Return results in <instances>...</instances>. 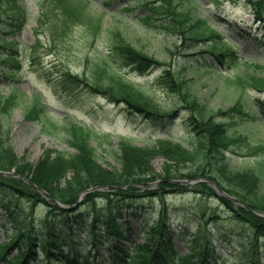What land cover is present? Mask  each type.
I'll use <instances>...</instances> for the list:
<instances>
[{
  "label": "trees",
  "instance_id": "1",
  "mask_svg": "<svg viewBox=\"0 0 264 264\" xmlns=\"http://www.w3.org/2000/svg\"><path fill=\"white\" fill-rule=\"evenodd\" d=\"M14 1L12 4H16ZM180 1L182 0L158 1L150 7V15H146L141 21L145 25H150L153 21L159 22L157 28L182 37L185 42H204L208 47L203 53L213 56L221 66L233 67L236 57L232 49L223 42L220 33L206 20L193 16L191 8L183 10ZM246 1L255 20L264 23V0ZM11 6L0 0V19ZM16 6L18 8L17 4ZM56 7L63 11L67 22L83 28L87 41H106L110 55L98 56L88 75L75 73L70 65H55V69H49L48 73L57 87L70 94L83 91L88 95L98 96L109 104L123 108L130 115L140 114L150 122L164 125L177 119L178 110L168 112L162 109L144 90L147 83H144L146 87L133 84L125 72L113 71L111 64L116 62L125 70L140 76L150 75L160 69L161 73L155 78L156 83L169 93L179 94L185 103L184 109L190 111L185 122L190 141L188 146L171 138L156 139L148 146L123 142L117 153L119 167L106 168L99 161L97 149L92 144L95 131L82 122H73L69 117L63 119L65 126H52L51 113L47 114L45 110L39 109L40 96L34 93L27 118L39 122L49 132L53 128L61 129L68 135V143L74 151L64 153L47 148L38 162L31 163L17 156L9 131L5 132L1 127L0 170L15 171L48 195H42L21 178L0 175V209L9 218L12 227L11 231H5L10 242L0 245V264H27V258H35L38 250H42L49 261L54 258L56 261H52L53 264H104L97 261L100 255L97 246H105L107 242H110L107 248L112 256L109 261L111 264H262L264 218L254 215L226 197H220L207 183L185 185L171 181L197 178L212 180L224 191L241 199L252 210L264 213V158L257 161L256 167L240 171L233 168L228 157V152L243 137L238 128L240 121L244 118L256 120L257 114L264 118V100L258 98L250 102L244 101L248 90L264 93V77L235 71V76L225 79V83L238 91L239 98L226 111L210 110L193 91V80L186 75V68L175 72L170 62L160 61L136 48L123 31L106 29L102 19L92 14L85 0H56ZM10 19L7 25L0 23V50L3 52L0 59H4L8 67L6 71L0 64V82L4 78L13 83L22 72L21 57L15 47L16 43L6 41L5 36L17 31L22 24L17 25L16 19ZM32 49H36V45L30 47L31 51ZM86 60L87 63L90 62V58ZM219 75L223 76L221 73ZM1 104L2 112L9 113L13 104L11 96L4 102L1 99ZM247 104L253 110V104L256 106L254 115L247 111ZM47 124L52 129H48ZM157 159L164 161L161 171L153 166ZM156 182L159 183L153 187L151 184ZM93 188L96 190L86 193ZM189 191L204 200L215 198L226 208L230 220L245 230L240 235L237 231L245 246L243 254L237 259H228L215 253L210 225L220 219L216 211H207L203 205L196 211L198 230L189 236V253L182 254L176 246L175 237L179 236L172 229V211L169 205L163 203L153 212L144 204L146 200L164 201L169 195ZM49 198L74 207L62 209ZM22 203H26V207ZM41 205L45 206L48 216L42 221L30 219L33 210ZM83 209L93 215L92 223L87 226V235L95 248L92 257L90 253L83 254L72 249L65 251L62 234L57 232L53 220L55 216H65L63 222L69 230L68 237H71L75 235L73 226L83 224L80 217L82 213H79ZM27 210L29 211L26 212ZM124 211L136 214V218H144L139 222L137 230L146 241L143 244L131 241L130 251L123 248L121 243L132 240L131 234H134L135 228L129 221L123 220ZM186 221L192 220L188 217ZM97 223L101 225L97 226ZM203 226L205 228L202 230ZM217 232L221 238L232 241L233 233ZM19 244L26 245L27 258H24V253L19 259L6 261L12 245Z\"/></svg>",
  "mask_w": 264,
  "mask_h": 264
},
{
  "label": "rangeland",
  "instance_id": "2",
  "mask_svg": "<svg viewBox=\"0 0 264 264\" xmlns=\"http://www.w3.org/2000/svg\"><path fill=\"white\" fill-rule=\"evenodd\" d=\"M85 1L89 3V9L96 18L102 17V23L106 29L123 31L136 48L160 61L170 62L175 72L186 68V75L193 80V91L210 110L226 111L239 98L238 91L225 83V73H231L233 77L237 70L241 73L248 72L247 65L253 66L252 68L258 65L262 69H256L254 74L264 77V35L259 30L263 24L261 23L260 27L259 24H255L254 16L246 0L180 1L183 10L191 8L193 16L206 20L209 25L221 33L223 42L237 55L238 60L233 67L221 66L213 56L203 53L208 47L204 42H185L182 37L171 35L157 28L159 22L156 21L145 25L141 18L150 14V9L146 4L151 0ZM18 5L22 6L24 11H15V15H18L15 23L22 24V26L14 33L7 34L5 40L18 44V55L22 63L20 81L14 86H10L7 81L0 84V100L4 102L11 96L13 102L9 113L2 112V104L0 105V129L2 127L3 131H9L18 157L36 163L47 148L64 153L73 152L74 149L68 143V135L61 129L51 128V125L56 124L60 125L59 128L65 126L63 120L65 116H70L73 121L82 122L95 131L92 144L97 149L99 161L106 168L119 167L117 153L120 151L121 143L125 141L138 146H148L155 139L171 137L184 146H188L190 140L185 122L190 112L183 109L185 103L179 94L168 93L156 83L155 78L161 73L160 69L147 77H139L129 74L128 70L116 62L111 64L113 71L125 72L135 84L147 83V87L144 85L146 87L144 90L156 100L162 109L168 112L178 110V119L172 123L164 125L148 123L140 114L129 115L123 108L111 105L106 100L88 95L83 91L66 93L57 88L53 80H50L51 74L48 70H54L55 65H70L75 73L88 75L93 61L98 56L110 57L106 41L98 40L94 43L87 41L81 26L66 21L63 11L56 7V0H19ZM7 12L12 13L10 10ZM136 15L139 21L135 19ZM10 20V17L4 16V19H0V23L7 25ZM34 45L36 49L31 51L30 47ZM189 45H192L191 48H188ZM87 58H90L89 63H87ZM215 73H222V78ZM34 92L40 96V109L45 110L47 114L51 113V125L47 124V128L52 129L51 132L44 130L39 122L28 119L26 116L32 107V93ZM258 97L264 99V94L249 90L244 95V101L250 102ZM246 108L253 115V108L248 104ZM238 128L243 137L229 151L230 163L236 170L252 169L256 167L259 159L264 158V124L259 119L244 118L240 121ZM238 128H236L237 131ZM163 163L162 159H157L153 166L157 171H161ZM163 203L168 204L172 211V228L178 233L179 237H175V242L181 253L188 252L189 236L198 230L196 211H199L200 206L203 205L207 211H216L220 216L218 221H213L210 225L212 235L217 231L222 234L234 232L232 237L235 238L232 243L223 242L218 236L213 235V243L217 252L227 255L229 259H236L239 254H243L245 246L237 239L236 234L237 231L242 233L245 230L230 220L226 208L222 207L215 198L204 200L196 193L189 191L169 195L164 201L155 199L144 202L153 212L158 210ZM22 206L26 207V203H22ZM86 211L83 209L79 213L84 215ZM45 216H48L47 211L45 206L41 205L33 210L30 219L35 218L42 221ZM185 217H190L192 221H185ZM53 220H55L57 232L62 234V242H64L66 251L72 249L84 254H87L91 248V252L94 251L88 238L81 237L83 234L87 235L81 225L75 224L73 229L76 235L68 237L69 230L63 222L65 216H55ZM86 221L90 222L91 218ZM10 228H12L11 223L0 213V244L4 241L9 242L5 231L6 229L11 231ZM204 228L205 226L202 230ZM138 238L142 242L145 241L144 237L138 236ZM109 245L110 242H107L104 248H100L99 261H107L105 258L110 256L107 249ZM24 249L23 244L19 246L20 253ZM12 256L17 257L16 249L12 251ZM37 257L36 264H46L47 258L41 252H38Z\"/></svg>",
  "mask_w": 264,
  "mask_h": 264
},
{
  "label": "water",
  "instance_id": "3",
  "mask_svg": "<svg viewBox=\"0 0 264 264\" xmlns=\"http://www.w3.org/2000/svg\"><path fill=\"white\" fill-rule=\"evenodd\" d=\"M0 174H5V175H11V176H15L16 174H14V173H6V172H3V171H0ZM213 185H215V183H212ZM216 186V185H215ZM216 189L218 190V193L220 194V195H222V196H225V197H227V198H229V199H232V200H234V201H236L237 203H239L240 205H242L243 207H245L246 209H248L240 200H238V199H236V198H234V197H232V196H229L228 194H226L224 191H222L218 186H216ZM41 192L42 193H44V191H42L41 190ZM248 210H250V209H248ZM253 214H255V215H257V216H259V217H264V215H262V214H259L258 212H255V211H252V210H250Z\"/></svg>",
  "mask_w": 264,
  "mask_h": 264
}]
</instances>
